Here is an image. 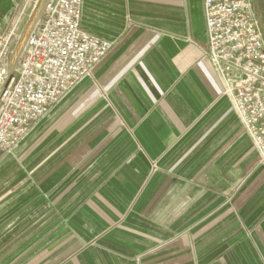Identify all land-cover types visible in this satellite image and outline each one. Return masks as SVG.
Masks as SVG:
<instances>
[{
    "label": "crops",
    "instance_id": "crops-1",
    "mask_svg": "<svg viewBox=\"0 0 264 264\" xmlns=\"http://www.w3.org/2000/svg\"><path fill=\"white\" fill-rule=\"evenodd\" d=\"M25 3L0 0L21 39ZM81 27L112 48L1 157L0 264H264V167L203 0H83Z\"/></svg>",
    "mask_w": 264,
    "mask_h": 264
},
{
    "label": "built area",
    "instance_id": "built-area-1",
    "mask_svg": "<svg viewBox=\"0 0 264 264\" xmlns=\"http://www.w3.org/2000/svg\"><path fill=\"white\" fill-rule=\"evenodd\" d=\"M41 1L26 0L32 21L23 39L20 18L0 26V159L112 48L81 27L83 0ZM203 14L206 55L264 167V34L253 0H203Z\"/></svg>",
    "mask_w": 264,
    "mask_h": 264
},
{
    "label": "rangeland",
    "instance_id": "rangeland-1",
    "mask_svg": "<svg viewBox=\"0 0 264 264\" xmlns=\"http://www.w3.org/2000/svg\"><path fill=\"white\" fill-rule=\"evenodd\" d=\"M253 7H254V11L256 13V16H257V18L261 24L263 34H264V0H253ZM15 149L11 153L4 154L3 156L7 155L8 157L13 158L15 155ZM15 159H17V158H15Z\"/></svg>",
    "mask_w": 264,
    "mask_h": 264
}]
</instances>
